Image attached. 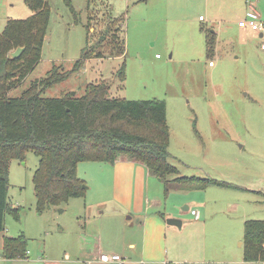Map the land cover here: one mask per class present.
<instances>
[{"label": "rangeland", "instance_id": "rangeland-1", "mask_svg": "<svg viewBox=\"0 0 264 264\" xmlns=\"http://www.w3.org/2000/svg\"><path fill=\"white\" fill-rule=\"evenodd\" d=\"M48 1L41 57L9 95H19L46 76L53 63L70 70L85 46L101 50L104 57L85 60L42 95L80 96L88 84L104 80L109 97L163 99L168 159L176 175L231 186L200 188L162 181L151 172L148 180L138 181L139 173H129L120 188L126 202L144 206L145 199H157L150 214L166 213L163 218L150 215L142 231L134 227L136 218L115 203L91 206L117 188L112 190L103 172L110 168L105 162H79L77 176L85 195L39 211L32 181L38 157L27 151L23 160L10 162L7 202L21 213L19 221L5 215L0 264H85L99 241L104 253L119 254L123 264H149L147 259H160V264H264L242 258L244 221L264 219V32L241 33L236 24L250 5L264 21V0H71L74 12L62 0ZM30 14L24 0H0V32L7 19ZM105 29L117 31L118 37L110 41V33L101 42ZM213 32L209 54L206 42ZM122 38L124 54L108 56L111 45ZM123 62L126 75L120 81L116 72ZM167 218L179 219L181 226L168 224ZM102 225L103 234L90 231ZM20 233L27 238V258L2 257L1 240Z\"/></svg>", "mask_w": 264, "mask_h": 264}, {"label": "trees", "instance_id": "trees-1", "mask_svg": "<svg viewBox=\"0 0 264 264\" xmlns=\"http://www.w3.org/2000/svg\"><path fill=\"white\" fill-rule=\"evenodd\" d=\"M62 1L74 12L71 0ZM24 2L31 14L7 19L0 32V232L4 230L7 213L20 220V208L7 202L9 167L12 159L23 160L27 151L38 157L32 181L39 211L85 195L83 182L77 176V164L81 161L113 164L118 157L126 156L142 162L162 181L200 188L231 186L212 178L176 175L178 170L168 159L170 131L163 99L109 97V85L104 80L88 84L80 96L42 95L70 72L83 67L85 60L104 57L101 50H88L85 46L70 70H61L53 63L46 76L33 80L19 95L10 96L9 92L20 85L39 61L50 16L48 0ZM117 31L110 35L105 29L99 39L104 42L110 35V41H114ZM214 39V32L208 35L209 54L213 52ZM19 46L24 47L23 51L12 58L10 52ZM124 52L122 38L120 43L111 45L107 54L120 56ZM116 74L120 81L125 79L124 62ZM170 174L175 175L171 180L167 178ZM26 245L23 233L5 237L1 256L27 258ZM242 258L264 262V219L244 221Z\"/></svg>", "mask_w": 264, "mask_h": 264}, {"label": "crops", "instance_id": "crops-1", "mask_svg": "<svg viewBox=\"0 0 264 264\" xmlns=\"http://www.w3.org/2000/svg\"><path fill=\"white\" fill-rule=\"evenodd\" d=\"M249 7H251V5ZM241 18H243V17H241ZM241 18H239V19H241ZM237 21H236V24H237ZM237 28L239 29V31L241 33H245L246 30L247 31H252V30H250L248 28H240L238 26H237ZM263 32L264 31H260V36H263ZM156 57H157V54H156ZM109 167L110 168L103 169V172H105L106 176L111 179V181H112V190H113V188L115 189V186H117V188L113 192V194L106 195L107 198L106 197H102L101 198V202L102 203L100 201H97V200L96 201H92V205L91 206H93V205L94 206L102 205V204H106L108 202H111L112 206H114L116 204V206L117 205L120 206L123 210H126L127 212L130 213V215H132V216H134L136 218V222L134 223V227L135 228H139L142 231L144 230V220H145V223H147V220L149 219L150 215L157 216V214H159V215H161V217L162 216L163 217L166 216L165 212L161 213L160 211H153V213H155V214H150L152 212V210L151 211L149 210L150 208L152 209L151 206H156L157 204H159L157 199H153L152 202L145 199L144 200L145 205L142 206L141 203H140V205H134L132 200H131L132 203L131 202L128 203V202H126V199H124L123 196L120 195L121 183L124 182V180L128 177L129 173H132L134 171H136V173H139L140 175H138L136 177V178L139 177L138 181H139V179L141 181V178H143V177H146L147 180H148V178L150 177V171L148 170V168L142 162L130 159V158L126 157V156H122V157H118L113 164H110ZM113 209L118 210V208H116V207L113 208ZM186 209H188V208H186ZM192 210H194V209H192ZM101 212H104V210H102ZM168 214H170L169 216H172L171 213H168ZM115 216L118 217V219L120 217L119 214H115ZM118 219H115L117 225H119V221H120ZM166 220L167 219H165V221ZM97 229H98V231H100V233L103 234V225L101 227L97 226V228L95 227L94 229H92V227H91L90 231H92L94 233V232H97ZM101 237L102 236L100 234V236H98V239H100ZM1 244H3V239L1 240ZM100 246H101V244H100V241H99V245H98V249H97L98 251H93L90 254L91 255V259L87 260V262L85 264H91L93 262H100V263L102 262L99 259V254L104 253L105 251ZM129 247L134 248L135 247L134 243L129 244ZM108 252H110V251H108ZM87 253H89V252H87ZM142 255H143V253H142ZM146 261L149 264H160V262H162V260H160V259H147Z\"/></svg>", "mask_w": 264, "mask_h": 264}, {"label": "built area", "instance_id": "built-area-1", "mask_svg": "<svg viewBox=\"0 0 264 264\" xmlns=\"http://www.w3.org/2000/svg\"><path fill=\"white\" fill-rule=\"evenodd\" d=\"M199 19L203 20L204 18L199 16ZM237 26L240 28H248L252 31H264V21L261 20L259 13L252 6L246 10L244 17L237 21ZM209 65H212V61H209ZM191 214L194 216L197 215L195 210H191ZM99 259L102 262L124 263L122 257L117 253H101L99 254Z\"/></svg>", "mask_w": 264, "mask_h": 264}, {"label": "water", "instance_id": "water-1", "mask_svg": "<svg viewBox=\"0 0 264 264\" xmlns=\"http://www.w3.org/2000/svg\"><path fill=\"white\" fill-rule=\"evenodd\" d=\"M24 47H17L15 48L13 51L10 52V56L12 58H16L18 57L21 52L23 51ZM75 92H73L72 94H74ZM84 187V186H83ZM188 208V206H184V209ZM166 222L168 224H174V225H177V226H181V221L179 219H176V218H167Z\"/></svg>", "mask_w": 264, "mask_h": 264}]
</instances>
